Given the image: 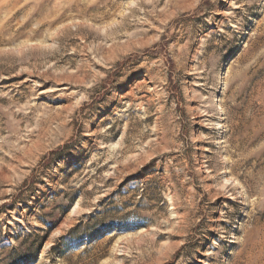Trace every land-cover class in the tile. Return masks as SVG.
<instances>
[{"label": "rangeland", "instance_id": "rangeland-1", "mask_svg": "<svg viewBox=\"0 0 264 264\" xmlns=\"http://www.w3.org/2000/svg\"><path fill=\"white\" fill-rule=\"evenodd\" d=\"M0 264H264V0H0Z\"/></svg>", "mask_w": 264, "mask_h": 264}]
</instances>
